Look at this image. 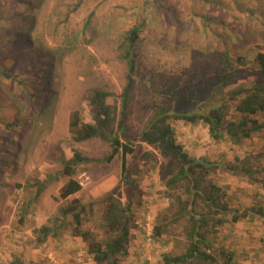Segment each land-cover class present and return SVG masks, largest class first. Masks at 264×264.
Segmentation results:
<instances>
[{
    "label": "rangeland",
    "instance_id": "obj_1",
    "mask_svg": "<svg viewBox=\"0 0 264 264\" xmlns=\"http://www.w3.org/2000/svg\"><path fill=\"white\" fill-rule=\"evenodd\" d=\"M33 1L0 0V17L4 19L8 18V13L17 16L23 12L33 16L30 39L37 47L40 45V54L46 62L53 61L50 98L28 115L14 110L16 118L22 121L20 134L16 136L13 129L5 132L0 124V162H3L0 164V263L19 257L40 264H96L86 252V243L70 234V216L59 236H48L41 245H37L35 238L42 224L53 225L55 218H61L57 213L59 206L67 205L73 199L85 204L96 201L120 184V154L109 162L95 161L109 153L107 142L99 138L74 141L69 122L74 112L81 120L92 121L88 96L94 88L112 92L107 102L119 110V94L127 75L118 48L122 33L142 16L148 19L149 24L142 35L145 40L137 45L138 76L153 71L179 79L182 86L194 84L197 88H205L207 79L226 69L224 58L228 54L232 60L245 56L248 63L239 70L246 81H256L260 74L252 64L254 52L251 49L258 44L264 46V0H38L32 10L29 5ZM155 5L161 7L163 13H159ZM198 15H204L208 20L202 21ZM163 16L169 20L166 34L172 35L178 22L181 31L178 43L169 44L159 37L166 38L167 35L153 33L160 30ZM207 22L209 26L205 28ZM12 24L15 25L5 30L21 31L25 23L15 20ZM7 37H13V34L9 33ZM15 61L2 56V62L10 65L12 72L22 71L25 83L36 80L40 85L34 88L42 91L44 83L41 80L47 66L41 67L36 78L33 76L38 66L24 72L22 65ZM0 83L4 89L6 84L11 92H17V85L10 81ZM40 94L35 96L38 101ZM161 100H164L163 96L135 84L132 109L127 119L128 132L132 136L138 134L150 116L153 102ZM218 100L216 96L210 103ZM10 111V107L4 106L0 116ZM172 125L178 141L195 156L223 160L226 164L233 161L234 148L239 154L264 152V131L253 135L243 147H232L222 141H213L204 124L178 120ZM74 149L90 161L80 163L72 176L80 182L81 190L62 199L59 190L68 177L55 178V175L61 168V158H71ZM126 160L129 166L132 158L127 156ZM168 163V158L157 154L149 161L138 159L135 162L141 170L139 182L144 195L142 203L134 207L133 233L144 241L139 225L149 217L153 234L159 214L169 204L175 205L173 195L183 192L182 188L170 189L161 178L159 171ZM261 163L264 166V159ZM48 175L51 177L47 178ZM213 177L227 187L233 206L260 205L264 210L263 186L251 184L244 177H235L224 168L217 169ZM39 181H45V188L35 197ZM25 206H28L25 220L19 223ZM94 213L84 217V226L101 238L105 234L100 227V205L94 206ZM186 227L185 220L169 224L157 245L152 243L153 240L149 243L150 253L158 257L149 259L151 264H161L162 254L176 255L185 251L188 243ZM216 245H219L217 241Z\"/></svg>",
    "mask_w": 264,
    "mask_h": 264
},
{
    "label": "trees",
    "instance_id": "obj_2",
    "mask_svg": "<svg viewBox=\"0 0 264 264\" xmlns=\"http://www.w3.org/2000/svg\"><path fill=\"white\" fill-rule=\"evenodd\" d=\"M34 0L29 6L33 10ZM159 13L163 10L155 5ZM8 18L0 17V81L17 85V92H11L9 86L5 89L0 83V108L8 106L11 111L0 116V124L5 132L13 129L18 136L21 132L22 121L16 118L14 110L18 109L25 115L31 113L34 108L41 106L50 98L52 84L51 73L53 61L46 62L40 54L41 48L32 43L30 39L31 19L23 12L8 13ZM202 21L208 20L204 15H198ZM17 17V19H16ZM25 23L21 31H6V27L13 26L12 21ZM161 28L153 33L165 34L167 43H178L181 34L177 22L175 32L166 34L169 26L166 17L160 18ZM204 23V22H203ZM149 24L148 19L142 16L134 25L129 26L119 41L120 56L127 67L126 83L119 94L120 108L107 102V98L113 93L100 88L91 90L88 96V104L92 116L91 122H85L79 118L78 113L71 115L69 128L74 141L81 142L92 138H99L107 142L110 151L97 162H109L116 155L121 156L120 184L114 186L108 193L96 201L81 203L73 199L67 205H61L57 209L60 219L55 218L53 225H41L35 241L41 245L48 236H59L60 229L66 228V219L71 217L70 234L78 237L86 243V252L96 264H121L128 255L130 243L134 238L135 225L134 207L140 205L144 192L140 186L139 174L141 170L135 162L149 161L154 155L169 159L165 167H161V178L170 189L182 188V194L172 197L174 203L169 204L161 214L153 228V244L159 243L163 232L169 224L187 221L186 237L188 243L181 254H162L161 264H229L232 254L221 245H216V240L223 225L229 220L236 222L242 218L264 217L262 206L239 207L231 204L232 199L227 194V187L216 181L213 175L217 169L224 168L235 177H244L251 184L264 187V152H247L239 154L234 148L233 161H222L192 155L185 145L178 141L173 121L183 123H201L207 127L213 141H222L232 147H243L246 141L253 135L264 131V46L252 47L254 55L252 64L258 70L260 77L256 81H246L240 68L246 67L247 59L241 55L234 60L225 54L224 70L219 71L213 78L207 79L206 87L196 85L182 86L179 79L168 77L164 73L147 71L140 76L136 75L138 51L137 45L144 41L142 36ZM209 23L205 24V28ZM15 29V28H14ZM11 33L13 37H7ZM7 38V40H5ZM24 49L27 52H22ZM2 56L16 59L23 71H32L34 66L38 69L34 76L38 78L43 65L47 70L43 75L42 91H37L39 82L25 83L22 71L12 70L6 62H2ZM49 67V68H48ZM33 79V78H32ZM32 81V80H31ZM140 84L146 91L163 96L164 100L154 101L150 107L151 114L136 136L128 132L127 119L131 112L132 91L135 84ZM235 83V85H233ZM34 84V86H33ZM50 85V86H49ZM19 92V93H18ZM41 93L40 101L35 99L37 93ZM18 93V95H17ZM218 96L217 103H210ZM39 99V98H38ZM0 109V110H1ZM5 140L6 135H2ZM144 146L150 149H145ZM130 156L132 162L126 165V157ZM2 161V160H1ZM90 161L88 157L74 149L72 157L61 158V168L55 178L68 177V180L59 190V196L67 199L69 196L81 190V184L72 176L75 168L82 162ZM3 162H0V164ZM155 168V166H153ZM51 177V175H48ZM35 197L45 188V181L37 184ZM121 187L123 190L121 191ZM171 196V195H170ZM98 204L102 210L99 215L100 227L105 236L99 237L89 227L84 226V217L94 213V206ZM28 205V204H27ZM29 206V205H28ZM28 206L22 210L19 223L25 220ZM136 236V235H135ZM144 241V239H143ZM145 242V241H144ZM0 264H40L31 260H22L14 257L10 261Z\"/></svg>",
    "mask_w": 264,
    "mask_h": 264
},
{
    "label": "crops",
    "instance_id": "obj_3",
    "mask_svg": "<svg viewBox=\"0 0 264 264\" xmlns=\"http://www.w3.org/2000/svg\"><path fill=\"white\" fill-rule=\"evenodd\" d=\"M219 233L217 243L232 254L229 264H259L264 261V219L258 221L246 217L233 222L229 217ZM148 246L142 237L134 235L122 263L145 264L147 259H158L150 253ZM222 263L219 259V264Z\"/></svg>",
    "mask_w": 264,
    "mask_h": 264
},
{
    "label": "built area",
    "instance_id": "obj_4",
    "mask_svg": "<svg viewBox=\"0 0 264 264\" xmlns=\"http://www.w3.org/2000/svg\"><path fill=\"white\" fill-rule=\"evenodd\" d=\"M139 226H140L141 230L144 233V237H145L146 243L149 244L152 241V233H151V228H150L149 217H147L145 222L143 224H140ZM145 264H151L150 260L147 259V263H145ZM259 264H264V261H262Z\"/></svg>",
    "mask_w": 264,
    "mask_h": 264
}]
</instances>
